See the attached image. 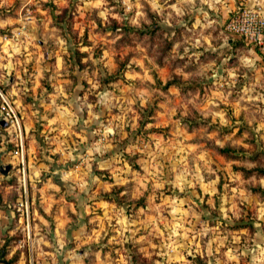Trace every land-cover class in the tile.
<instances>
[{
    "label": "rangeland",
    "instance_id": "obj_1",
    "mask_svg": "<svg viewBox=\"0 0 264 264\" xmlns=\"http://www.w3.org/2000/svg\"><path fill=\"white\" fill-rule=\"evenodd\" d=\"M188 6L0 0V259L264 264V55L186 50Z\"/></svg>",
    "mask_w": 264,
    "mask_h": 264
},
{
    "label": "crops",
    "instance_id": "obj_2",
    "mask_svg": "<svg viewBox=\"0 0 264 264\" xmlns=\"http://www.w3.org/2000/svg\"><path fill=\"white\" fill-rule=\"evenodd\" d=\"M248 1L250 2V0ZM251 1L253 2L254 0ZM237 2L238 0H187V3L189 4L188 9L186 8L187 11L184 10L183 8H180L183 14L187 12V14L190 15V19L188 20V24L186 25L187 27L185 29V34L183 36L184 39L186 38L185 49L203 50V51L209 50L212 52L218 50H236L238 46L234 45V38L231 39L227 34H225L226 32L224 26H225L226 18L229 15V12L233 11L236 8ZM183 14H181L182 17H184ZM192 40L194 41L196 40V43L194 44ZM188 41L190 42V44L187 43ZM194 45H196L198 49H195ZM234 46L236 47V49L234 48ZM250 50H254V49H250ZM261 101L264 103L263 96L261 97ZM259 128L261 130H264V121H261L259 123ZM262 136L264 137V135ZM31 179H33L32 174L30 175V180ZM50 180L51 179L48 178L46 182L45 180L43 181L45 185L42 186V189H40L42 199L50 198V195L47 193V190L50 187V183L52 182ZM262 186H264V180H262ZM56 195L57 194L55 192H52V196H54V203H55L53 204V206L57 205L56 203L59 204L54 208L53 206L44 207V211L45 214L50 216V218L52 217L51 221L53 220V225H54L53 230L58 234L59 232L60 233L64 232L63 234L64 238H60V242L64 243V241L66 242V239H70L69 232H72V235L74 237L76 236L77 233L76 227L78 223L77 221H73V218L75 215L78 214V207L74 202L75 199L74 196L61 197L60 199H63V201L59 202L60 199L55 198ZM259 211H261L260 223L262 224V222L264 221V216L262 215L264 214V207H261ZM70 217L72 219H70ZM40 221H41L40 223L49 224L48 222H46L47 220L45 216L41 217ZM260 223H257L258 227H260L259 226ZM259 231H261L260 228ZM45 232L50 233L49 230H46ZM42 237L45 239L44 236ZM42 237L41 239H43ZM51 243L52 245L57 246L56 241H52V242L50 241V244ZM254 245L264 246V239L254 242ZM56 256L57 258H55L54 264H64L62 260H60V256L59 255ZM64 259L65 261H67V259L69 260V262L67 261L65 262V264H72L70 262H74V263L76 262L75 254L71 255V251L64 252ZM20 264H24L22 258Z\"/></svg>",
    "mask_w": 264,
    "mask_h": 264
},
{
    "label": "built area",
    "instance_id": "obj_3",
    "mask_svg": "<svg viewBox=\"0 0 264 264\" xmlns=\"http://www.w3.org/2000/svg\"><path fill=\"white\" fill-rule=\"evenodd\" d=\"M225 32L264 55V12L255 5H240L225 23Z\"/></svg>",
    "mask_w": 264,
    "mask_h": 264
},
{
    "label": "water",
    "instance_id": "obj_4",
    "mask_svg": "<svg viewBox=\"0 0 264 264\" xmlns=\"http://www.w3.org/2000/svg\"><path fill=\"white\" fill-rule=\"evenodd\" d=\"M0 262H1L2 264H9V262H8L7 260H2V259H0Z\"/></svg>",
    "mask_w": 264,
    "mask_h": 264
},
{
    "label": "trees",
    "instance_id": "obj_5",
    "mask_svg": "<svg viewBox=\"0 0 264 264\" xmlns=\"http://www.w3.org/2000/svg\"><path fill=\"white\" fill-rule=\"evenodd\" d=\"M259 171H260V172H264V170H262V169H261V170H259Z\"/></svg>",
    "mask_w": 264,
    "mask_h": 264
}]
</instances>
